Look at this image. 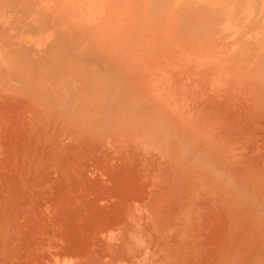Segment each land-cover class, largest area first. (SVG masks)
<instances>
[{
    "label": "bare ground",
    "instance_id": "bare-ground-1",
    "mask_svg": "<svg viewBox=\"0 0 264 264\" xmlns=\"http://www.w3.org/2000/svg\"><path fill=\"white\" fill-rule=\"evenodd\" d=\"M0 13V264H201L179 145L220 116L234 147L258 139L235 169L264 218V0H0ZM59 22L61 44L32 39Z\"/></svg>",
    "mask_w": 264,
    "mask_h": 264
},
{
    "label": "rangeland",
    "instance_id": "rangeland-1",
    "mask_svg": "<svg viewBox=\"0 0 264 264\" xmlns=\"http://www.w3.org/2000/svg\"><path fill=\"white\" fill-rule=\"evenodd\" d=\"M1 14L3 15V13H0L2 17ZM1 17L0 23L3 21V17L2 19ZM47 24L48 27L44 26L47 31L45 29L37 31V33L35 31V35L39 36L31 35L30 38L35 36L32 39H36L39 37L38 39L43 43L49 38L51 40L56 38L54 40L61 44L64 36L60 32L64 31L65 28L63 27L65 26L62 25L61 27L60 22L52 25ZM60 28L62 29L58 30ZM257 31L258 29L253 30L248 35L255 37ZM45 32L46 34H43ZM14 33L16 32L14 31ZM75 42L74 48L78 49L79 43ZM86 46L90 45L83 42L82 47ZM76 49L75 51H77ZM25 52L27 57L35 53L33 45ZM69 55L73 65H75L74 59L78 60V54L74 56L70 51ZM91 56L90 59L83 60V63L87 65V70L90 72L92 69L98 68L96 74L101 76L104 72H102L100 64L101 66L104 64L99 62L96 55L91 53ZM76 64H80L79 60ZM12 82L14 83V81H11V84H13ZM181 83H183L182 87L190 92H197L201 89V86L195 83L194 80L183 79ZM18 84L16 82L14 86H19L21 83ZM195 117L196 113L190 114L185 120L189 121L191 118L193 120ZM153 120L157 121L154 115ZM152 123L154 124L153 121ZM213 124V127L217 128L213 134H199L195 138L187 137L179 145L183 151L185 150L186 174L189 181L190 200L193 204L185 218L184 232L196 237L192 249L198 248L200 252H203L200 256L201 264H214L212 258H214V251L217 249L223 252L221 255L223 259L220 264H264V218L259 217L263 212L253 213L242 203L241 193L245 190L243 178L237 175L235 169L236 165L244 161L243 153L251 152L252 147H254L253 143H258V139L253 137L250 139L251 141L244 140L236 148L233 144L237 143L236 140L240 138V131L235 125V121L232 118L226 119L220 116L214 119ZM186 126L188 128L189 123ZM155 128V125H153L152 130ZM219 131L221 136L216 135ZM159 132V138L157 139H160V141L158 145L163 147L167 130L162 128ZM219 140L223 143L222 147H225V150L217 149L216 142ZM169 141H171L170 143L175 151L178 152L175 140L169 139ZM256 173H258L257 170L254 174ZM195 260L197 261V259ZM67 261L65 260V263ZM57 263L60 264L61 261ZM66 264H69V262Z\"/></svg>",
    "mask_w": 264,
    "mask_h": 264
}]
</instances>
